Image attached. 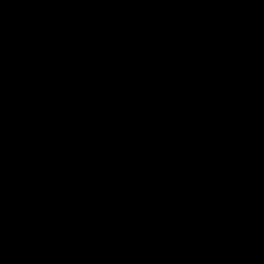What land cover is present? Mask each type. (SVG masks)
Segmentation results:
<instances>
[{
    "label": "water",
    "instance_id": "obj_1",
    "mask_svg": "<svg viewBox=\"0 0 264 264\" xmlns=\"http://www.w3.org/2000/svg\"><path fill=\"white\" fill-rule=\"evenodd\" d=\"M0 264H264V0H0Z\"/></svg>",
    "mask_w": 264,
    "mask_h": 264
}]
</instances>
